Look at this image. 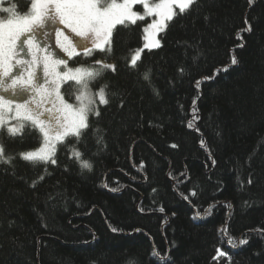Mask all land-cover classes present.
Here are the masks:
<instances>
[{"label": "trees", "instance_id": "trees-1", "mask_svg": "<svg viewBox=\"0 0 264 264\" xmlns=\"http://www.w3.org/2000/svg\"><path fill=\"white\" fill-rule=\"evenodd\" d=\"M13 4L18 14L31 6L0 8ZM176 12L136 68L126 58L143 47L146 20L117 24L111 52L69 61L103 58L116 71L89 83L107 84L110 102L79 140L56 144L55 165L19 157L42 144L30 122L16 136L0 128L14 157L0 163V264H264V0H197ZM79 89L61 87L68 101Z\"/></svg>", "mask_w": 264, "mask_h": 264}, {"label": "snow or ice", "instance_id": "snow-or-ice-1", "mask_svg": "<svg viewBox=\"0 0 264 264\" xmlns=\"http://www.w3.org/2000/svg\"><path fill=\"white\" fill-rule=\"evenodd\" d=\"M251 2L252 0H249V3ZM196 3L197 0H158V2L157 0H30L31 6L27 13L18 14L14 4L10 8H0V11L9 13L8 19L0 20V127L7 125L9 119L22 117L42 134L41 146L21 152L19 157L34 165L39 163L55 165L57 163L56 144H62L65 137L69 136L79 140L84 131L90 127L89 114L99 116L98 106L108 105L110 102L109 94L106 92L107 84L100 86L93 93L89 88V83L101 77L104 70L116 71L115 63L103 58L95 60V66L81 65L75 68L68 67L64 59H50L51 53L44 57L33 55L31 60L23 59L20 53L26 52L24 46L28 45L30 40L47 35L46 28L62 24L65 29L81 38L73 47L72 41L68 40L67 36L64 37L68 42V47L63 45L62 47L69 53V56L75 53V48L82 49L86 56L91 55L94 50L111 52L110 37L117 24L135 25L137 21H144L146 17L154 16L155 19L144 28L147 40L150 30L153 34L163 31L168 26L167 22L173 20L178 14L173 10V5L178 6L179 13L183 14ZM137 5L142 6L144 11L134 10ZM53 30L58 35L63 34L59 29L54 28ZM247 30L250 31V26ZM21 37L24 39L21 40ZM159 46L158 40L144 45L145 48ZM70 48L72 51H69ZM142 51L143 49H137L130 58H126L129 67L138 66ZM75 54L79 55V53ZM13 61H15L14 64ZM37 63L42 64L41 74L30 71L31 67ZM237 63L238 60L233 56L231 64ZM61 65L64 69L58 71ZM13 68L16 69L15 74L12 72ZM183 71L180 69L181 73ZM224 71H227V68ZM211 78L205 77L204 79ZM143 79L150 82V70L143 73ZM67 81H74L80 85L79 95L75 98L76 107L68 104L60 92L61 84ZM199 84L200 81H196L197 87ZM153 92L159 95L155 88ZM17 97H23V103H17L15 115L9 116L13 111L12 103ZM45 103L48 107H44ZM193 105H195V100ZM195 111L194 107L193 112ZM193 119H198V117L194 115ZM188 126L192 127L191 121ZM24 127V123L19 122L16 126L8 127L7 130L10 135L16 136L22 134ZM200 143L202 147H205L204 140ZM71 156L79 162L82 169H92L91 163L81 159L80 151L73 148ZM13 159L14 157L5 155L4 146L0 144V163L10 164ZM39 179L43 180L44 177L41 176ZM251 182L249 179L248 183ZM112 191H117V189L113 188ZM192 195H195V192ZM160 211H163V208ZM246 243L245 239L239 240L241 245ZM232 246L235 247L236 244L233 243ZM217 251L220 256L226 255L219 249ZM153 255L159 256L160 254L154 250ZM129 264H134V262L130 261Z\"/></svg>", "mask_w": 264, "mask_h": 264}, {"label": "rangeland", "instance_id": "rangeland-1", "mask_svg": "<svg viewBox=\"0 0 264 264\" xmlns=\"http://www.w3.org/2000/svg\"><path fill=\"white\" fill-rule=\"evenodd\" d=\"M3 2V0H0V4ZM158 2V0H157ZM1 8H4V5L1 6ZM176 8H178V6L176 5H173V10L176 11ZM134 10L136 11H140V12H143L144 9L142 6L140 5H137L135 6ZM9 17H2L1 16V13H0V20H6L8 19ZM155 19L154 16H150V17H146L145 20V24L143 26V32H144V28L147 24L151 23L152 20ZM59 29L63 34L62 35H58L53 29ZM45 31L47 32V35H41L38 37V39L36 40H30L28 45H25V49H26V52H21L20 53V57H22L23 59H26V60H31L33 55H36L38 57H44V56H48L49 53L52 54V56L50 57V59H56V58H60V59H64L67 61V64L69 63V61L74 58L75 56H77L75 53H79V55L81 56H86L83 54V50L80 49V48H75V53H73L71 56H69V53L64 51V47H68V42L64 39L65 36L68 37V40H71L72 41V46L74 47L75 44L81 39L80 37H77L75 35V33H72L70 30L68 29H65L64 26L62 24H56V25H53L52 27H49V28H46ZM161 31L159 32H156V33H152L151 30L148 34V39L146 40L145 39V33H144V44H143V47L140 48V49H143L145 48L144 45L145 43H149L151 41H155V40H158L159 41V44H160V38H159V34H160ZM24 37H21V40H23ZM111 39V37H110ZM62 45L64 47H62ZM69 51H72V49L70 48ZM15 63V61H13V64ZM68 67H70L68 65ZM41 68H42V64H34L30 71H32L33 73L35 74H41ZM72 68V67H70ZM64 69V66L61 65L58 69V71H63ZM12 72L13 74H15L16 72V69L13 68L12 69ZM49 79H51V77H49ZM63 84H61L60 86V92L61 94L63 95L64 97V100L67 101L68 104H72L74 107L77 106V101H76V97L72 100V101H68L64 94L62 93V90H61V87H62ZM91 91L94 93L96 91H93L91 89ZM6 95V94H5ZM26 96L28 94H25ZM79 95V93L77 94ZM76 95V96H77ZM23 97H17L15 98V100L13 101L12 103V108H13V111L9 114V116H13L15 115V105L17 103H23ZM44 107H48V105L45 103L44 104ZM25 120H23L22 117L20 118H17V119H9L8 120V127L10 126H16L19 122H24ZM1 128V127H0ZM41 146V145H40ZM39 146V147H40ZM38 147V148H39Z\"/></svg>", "mask_w": 264, "mask_h": 264}]
</instances>
